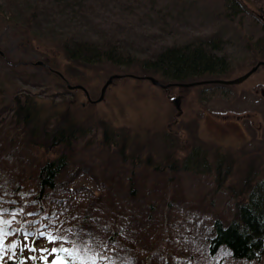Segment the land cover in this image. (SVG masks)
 Listing matches in <instances>:
<instances>
[{
  "label": "rangeland",
  "instance_id": "obj_1",
  "mask_svg": "<svg viewBox=\"0 0 264 264\" xmlns=\"http://www.w3.org/2000/svg\"><path fill=\"white\" fill-rule=\"evenodd\" d=\"M239 1L242 12L233 14L229 0H66L67 5L58 12L57 22L80 35L87 32L99 36L104 31L126 34L136 40L133 53L139 57L154 55L173 44L206 42L215 55L227 58L228 73L220 79H232L244 74L255 63L249 59L252 57L249 38L255 41L264 36V0ZM5 3L6 0H0V9ZM0 50L4 53L0 55V76L4 78L0 86L6 90L30 92L33 98L40 100L47 113L57 104L63 106L75 99L76 120L86 130L76 142L77 152L69 167L51 192L56 201L44 214H40L35 205L37 194L29 180L15 186L19 190L22 184L19 203L14 197H8L7 184L12 180L11 171L6 168L14 163V151L18 149L12 150L7 157H0L4 160L0 162V205L9 206L7 210L0 208V219L11 221L6 226L10 233L4 238L6 247L15 243V228L25 209L23 219L31 223L32 229L27 231L25 223L27 226L20 236L27 232L32 234V239L25 242L28 247L36 248L32 253H41L35 262L45 264L39 257L43 255L51 260L48 256L51 248L61 246L68 249L63 253L70 258L64 235L68 238L66 233H74L73 227H77L80 220L97 212L86 220L90 223L87 226L94 228L89 234L98 249L91 264H162L158 258L150 257L151 253L169 264H264V259L234 260L224 248L211 255L205 246V237L213 234L214 217L218 214L232 217L234 200L229 187L232 189L240 182L239 167L256 168L264 162V66L235 85L206 84L163 90L147 80L121 78L108 87L102 101L88 104L81 90H68L61 77L48 75V71L40 67H47L44 61L48 58L69 84H83L92 99L97 98L108 75L105 68L69 63L61 52L46 47L41 39L22 42L11 27L2 23ZM19 61L26 64L19 71L7 66V63ZM38 61L44 65L37 64ZM13 72H31L32 77L28 81L15 78V84L11 85L6 78L14 77ZM181 90L188 97L181 105L184 113L175 122L176 109L170 97L179 95ZM104 122L119 136H130L131 152L142 149L144 155H151L148 166L144 161L146 156H142L141 166L133 170L130 163L124 168L118 167L122 187L113 193V199L111 194H100L107 180L98 177L101 167H111L106 162L108 151L99 147ZM169 147L174 150L172 158L167 151ZM217 147L230 153L226 158L228 166L231 157L232 170L229 169L230 177L223 186H217L214 176L205 173L208 166L204 163H200L198 169L182 166L176 171L163 162L168 156L169 160L177 157L182 162L194 150L197 157L207 156L210 166L216 160L214 150ZM5 162L10 165L6 167ZM222 169L226 170V161ZM131 182L138 187L132 196L127 192ZM23 184L29 186L28 189H23ZM110 199H115V208L121 207L122 214L109 210ZM113 233L118 235L115 243L114 239H109ZM49 235L60 240L50 243ZM44 248L49 251L42 253L40 249ZM13 250L3 253L0 264L13 257ZM48 259L47 264H51ZM60 264H63L61 260Z\"/></svg>",
  "mask_w": 264,
  "mask_h": 264
},
{
  "label": "trees",
  "instance_id": "obj_2",
  "mask_svg": "<svg viewBox=\"0 0 264 264\" xmlns=\"http://www.w3.org/2000/svg\"><path fill=\"white\" fill-rule=\"evenodd\" d=\"M65 1L6 0L5 6L0 9V18H2L0 24L11 27L13 34L19 37L22 42H29L30 38L41 39L46 47L61 52L69 63L84 67H94V69L105 68L106 72L108 71L106 78L110 74L125 75L121 78H128V74L137 76L149 75L158 79L160 83L167 84L191 82L201 80L204 77L220 79L228 73L227 58L215 55L213 49H208L206 42L195 45L173 44L166 46L154 55L146 54L144 57H139L133 53L136 40L132 37L128 38L126 34L121 36L118 32L104 31L99 35L100 37L97 34H86L87 32L80 35L79 32L69 27L59 26L57 15L59 10H62V7L67 5ZM239 5V0H229L228 2L229 9L233 11V14L242 12ZM249 43L251 45L249 49L252 51L250 54L252 57L249 59L252 58L255 65L258 61L264 60V36H260L255 41L249 38ZM47 60L49 59L45 58L44 61L47 67L42 66L40 68L48 71V75L56 74L57 76H55L60 78L56 73L57 70L55 68L57 67ZM7 66L14 71H19L26 64L19 61L7 63ZM27 66H30V64L27 63ZM13 73H15L12 75L14 77H9L6 78V80L8 79L7 81L5 80L11 85L15 84V78L28 81L32 77L31 72ZM121 78L114 79L113 82ZM3 79V76H0V80ZM63 81L66 86L67 80L64 78ZM74 90L79 89L71 91ZM75 101V99H71L68 104H63V106L55 102L57 106H54L52 111L47 113L40 100L33 98L30 92L6 90L3 86H0V157H7L12 150L18 149L17 152L14 151V163L10 165L5 162L6 167L10 165L6 169L11 171L9 177L12 180L11 183L7 184V194L8 197H14L16 202L19 203L20 196L18 192L22 184L19 186V190L15 188L16 184L23 182V180L31 181L38 199L35 205L39 209L40 214H44L45 209L56 201L54 197H51V192L55 191L57 184L60 182V175L69 167L72 157L76 154L78 138L86 133V130L82 128L83 125H80L76 120V115L74 114ZM128 137L130 138L128 134L119 136L104 122L99 147L108 151L106 162L111 167L108 169L107 165H104L98 172V177L102 176L107 180L100 191L103 196L111 194L113 199V193L117 188L118 190L121 189L118 167L124 168L125 164L130 163L133 170L141 166V158L146 156L141 152L142 149L136 153L130 151ZM31 151L36 153L32 154ZM167 151L170 153V158H172L174 150L171 151L169 147ZM193 152L194 150H191L190 154L182 162L177 157L169 160V156L163 162L168 168L176 171L180 167L182 169V166L185 169L196 166L195 168L198 169L200 168V163H204L208 166L205 173H210L214 176L217 186H223L227 178L230 177L231 172H229V169L232 170L231 157L229 166L227 163L228 159H226L230 153L224 152L218 147L215 148L214 156L216 160L214 159V163L211 162L210 164L212 165L209 166L207 156L201 154L197 157V154L194 155ZM144 159L145 165L148 166L151 155H147ZM225 161L226 170L223 171L222 167ZM0 162H4V160H0ZM239 170L242 172L240 182L232 189L229 187L230 197L234 200L232 217L225 218L219 214L214 217L212 223L213 234L210 236L207 233L205 246L211 255H215L220 249L224 248L229 257L234 260L259 261L264 259V162H261L260 165L258 164L256 168L247 165L244 169L240 166ZM4 177H6L5 174ZM27 187L23 184V189H28ZM127 187V192L130 196L138 188L134 182L129 183ZM98 198H100V195ZM116 204L115 199H110L108 203L109 210L118 211V214H122L123 211L121 210L123 209L121 207L116 209ZM8 207L0 205L2 210H7ZM24 214L25 209L21 221L15 228L17 231L15 243L18 245L13 250L15 256L9 257L4 264H14V262L19 260H23L24 264H39L35 260L29 259V257H36L41 253H32L27 248L23 252L20 251V248L27 243L24 240V235L20 236V232L27 225V231L32 229L31 223L23 219ZM96 214L97 212H94L92 216L86 215L83 221L80 220L79 224L77 223V227H73L75 229L74 233H66L69 235L68 238H65L64 235L63 241L68 244L71 257L67 258L63 252L49 253L48 256L51 257V260L48 259V263L59 257L63 264H91L93 257L97 256L98 249L93 236L89 234L94 228L87 226L90 225L87 221ZM114 220H116L115 217ZM55 226L60 228L58 224H55ZM114 231L117 232V229ZM27 233L29 234L28 240L32 239V234ZM117 233H113L109 237L112 241L115 240L114 243L117 242ZM34 236V241H36L38 233ZM150 257L158 258L162 264H169L165 260L164 263L163 258L159 257V255L151 253Z\"/></svg>",
  "mask_w": 264,
  "mask_h": 264
},
{
  "label": "water",
  "instance_id": "obj_3",
  "mask_svg": "<svg viewBox=\"0 0 264 264\" xmlns=\"http://www.w3.org/2000/svg\"><path fill=\"white\" fill-rule=\"evenodd\" d=\"M262 18V16H261ZM0 55L4 56V53L0 50ZM37 64H43L42 62L38 61L36 62ZM44 65V64H43ZM261 66H264V60H260L258 61L254 66H252L248 71H246L244 74L232 78V79H206V80H196V81H191V82H174V83H167V84H162L160 83V81L158 79H156L153 76H137L134 74H128L127 76L132 77V78H136V79H145L150 81L153 85L156 86H160L163 89H168L172 86H176V87H192V86H196V85H206V84H223V85H235L238 83L243 82L244 80H246L248 77H250L254 72L257 71V69ZM56 73L64 80V76L59 72L56 71ZM122 74H110L105 81L103 82L101 88H100V93L99 96L96 99H92L90 97V94L88 92V90L81 84H69V82L66 81L67 83V88L69 90H73V89H79L81 90L86 99L87 102L89 103H98L100 101H102L104 99V96L106 94V91L108 89V87L113 83L114 79L117 78H121ZM171 102L174 105V108L176 109V114H175V122L177 121L178 117L181 115L182 113V109H181V105H180V99L179 96L173 97L171 98Z\"/></svg>",
  "mask_w": 264,
  "mask_h": 264
},
{
  "label": "snow or ice",
  "instance_id": "obj_4",
  "mask_svg": "<svg viewBox=\"0 0 264 264\" xmlns=\"http://www.w3.org/2000/svg\"><path fill=\"white\" fill-rule=\"evenodd\" d=\"M15 215V214H13ZM28 215H31V213H29ZM11 221H7V220H3V219H0V260L3 259V253L7 252V251H10L12 249H16L18 247L17 243H12L11 245L9 246H5L4 245V238L9 235L10 233L7 231L6 229V226L7 225H10ZM41 235H43V233H41ZM28 237H29V234L28 233H25L24 235V240L27 241L28 240ZM48 241L50 243H54V242H57L60 240L59 237H56V236H53V235H49L47 237ZM27 248L28 251L30 252H35L36 251V248H30L28 247V244L25 243L23 245V247L20 248V251L23 252L24 249ZM40 251L43 253V252H48L49 250L47 248H44V249H40ZM51 254H55L57 252H68V249L66 248H63L62 246L57 248V247H53L51 248ZM13 256H15V252L12 253ZM69 255H71V253H69ZM29 259H37V257L35 256H32V257H29ZM39 259H41L43 262H45V264H47V256H41L39 257ZM14 264H24V261L23 260H19V261H16L14 262ZM51 264H60V260H59V257H57V259L55 260H52L51 261Z\"/></svg>",
  "mask_w": 264,
  "mask_h": 264
},
{
  "label": "flooded vegetation",
  "instance_id": "obj_5",
  "mask_svg": "<svg viewBox=\"0 0 264 264\" xmlns=\"http://www.w3.org/2000/svg\"><path fill=\"white\" fill-rule=\"evenodd\" d=\"M196 81V80H195ZM196 86H200V85H196ZM181 88H187V87H181ZM165 90H169V89H165ZM176 96H179V99H180V105H182L183 104V101L188 97L187 96V94L185 93V92H183L182 90L180 91V94L179 95H176ZM176 96H173V97H176ZM173 97H170V99L171 98H173ZM181 109H182V107H181ZM182 112H183V110H182ZM184 113V112H183ZM181 115H182V113H181ZM180 115V116H181ZM176 119V118H175Z\"/></svg>",
  "mask_w": 264,
  "mask_h": 264
}]
</instances>
